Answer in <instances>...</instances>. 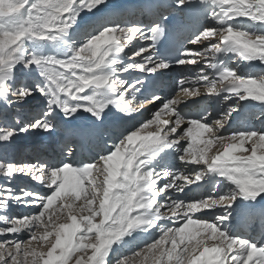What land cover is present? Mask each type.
I'll use <instances>...</instances> for the list:
<instances>
[{"label":"snow or ice","instance_id":"obj_1","mask_svg":"<svg viewBox=\"0 0 264 264\" xmlns=\"http://www.w3.org/2000/svg\"><path fill=\"white\" fill-rule=\"evenodd\" d=\"M28 134L51 154L12 158ZM0 237V264H264V0H0Z\"/></svg>","mask_w":264,"mask_h":264},{"label":"bare ground","instance_id":"obj_2","mask_svg":"<svg viewBox=\"0 0 264 264\" xmlns=\"http://www.w3.org/2000/svg\"><path fill=\"white\" fill-rule=\"evenodd\" d=\"M163 3H166V0H161L158 4H163ZM109 4L114 6V7H117V8H127V9L146 8L147 6L150 5L148 0H109ZM177 19L179 20V24L181 25V27L187 23V20L185 19V17L177 16ZM254 67L259 69L260 65L257 63L254 65ZM190 70L195 71V68L193 67ZM181 71H182V69L177 68L175 66L171 70L165 71L163 78L160 80V83L158 84V86L163 87V89H164V91L161 93V95L166 94V92L169 89L170 81H173L175 75L178 73H181ZM32 107L34 108L35 105H33ZM24 111L29 112V111H31V109L28 106H26ZM186 111H193L194 112L195 106H190V108L186 109ZM250 111H255V109L246 110L245 114L243 116H241L240 118H238L237 121L234 123V125L236 127H243V126H246L247 124H249L250 121L247 119V117H248V114ZM144 116L145 117L148 116V112H145ZM253 122H256V121L252 120V123H250V124H253ZM258 122L259 121H257V123ZM77 123L87 124L88 121L87 120H81V121H78ZM18 143H19L18 150L11 153V156L14 159L27 160L29 158L34 157L40 151H46L49 154H51V152H52V147L50 145V141L45 139L44 137H42L40 134H36V135L28 134V135L21 136L18 138ZM56 149H57V151L59 150V145L56 146ZM26 182L28 183L27 180L18 181V183H21V184H25ZM13 211L17 214H19V213H25L26 214L29 210L25 209V208H15ZM255 230H256V228L254 230L252 228L253 232H251L250 235H255L256 234ZM258 230H260V229L258 228ZM23 238L27 239L26 236H24ZM258 238L259 237H257V239ZM0 239H2V237H0Z\"/></svg>","mask_w":264,"mask_h":264},{"label":"rangeland","instance_id":"obj_3","mask_svg":"<svg viewBox=\"0 0 264 264\" xmlns=\"http://www.w3.org/2000/svg\"><path fill=\"white\" fill-rule=\"evenodd\" d=\"M179 78H180V73H178V74L175 75L173 81H170L168 92L172 91V89L175 87V81H177ZM173 82H174V83H173ZM173 84H174V85H173ZM168 92H167V93H168ZM173 94H175V93L173 92ZM152 110H154V109L150 106V107H149V112L152 111ZM149 112H148V115H149ZM146 117H147V116H146ZM245 120H246V119H245ZM250 123H252V120L250 121ZM254 123H255L256 127H260V126H259V125H260V122L257 123V121H256V122H253V124H254ZM233 127L235 128L236 126L233 124ZM26 183H27V182H26ZM250 230H251V229H250ZM250 230H249V229L246 230L247 234H249V235H250V233H251ZM259 233H260V231L258 232L257 237H259Z\"/></svg>","mask_w":264,"mask_h":264}]
</instances>
